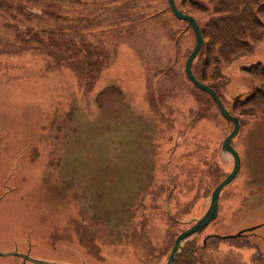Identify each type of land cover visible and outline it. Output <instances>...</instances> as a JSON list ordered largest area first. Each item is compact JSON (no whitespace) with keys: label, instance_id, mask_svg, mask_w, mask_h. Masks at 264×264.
<instances>
[{"label":"rangeland","instance_id":"rangeland-1","mask_svg":"<svg viewBox=\"0 0 264 264\" xmlns=\"http://www.w3.org/2000/svg\"><path fill=\"white\" fill-rule=\"evenodd\" d=\"M62 11L93 17L108 53L85 82L37 50L2 47L0 250L64 264H165L174 236L232 169L220 143L233 124L186 77L194 32L168 0H81ZM190 15L202 24L209 12ZM0 37H12L1 22ZM257 60L264 41L222 69L228 81L216 91L227 110L253 89L241 66ZM238 132L240 169L195 241L243 231L264 249V119ZM207 250L196 252L199 263L250 264L254 248Z\"/></svg>","mask_w":264,"mask_h":264},{"label":"trees","instance_id":"trees-1","mask_svg":"<svg viewBox=\"0 0 264 264\" xmlns=\"http://www.w3.org/2000/svg\"><path fill=\"white\" fill-rule=\"evenodd\" d=\"M67 2L81 0H0V22L12 35L10 40L0 37V51L13 43L20 51L37 50L50 56L51 69L70 67L83 81L94 77L101 70L107 49L96 37L93 17L63 13ZM181 6L177 8L189 15L193 11L209 12L202 24L196 19L203 44L191 65L194 76L216 91L228 81L222 69L252 54L256 45L264 41V0H181ZM241 68L255 85L242 97L236 96L228 110L241 122L264 119V63L257 60ZM226 241L237 248L253 247L250 264H264V249L248 241L243 233L207 234L202 243H197L192 235L182 243L172 262L201 264L195 258L196 252L202 255Z\"/></svg>","mask_w":264,"mask_h":264},{"label":"water","instance_id":"water-1","mask_svg":"<svg viewBox=\"0 0 264 264\" xmlns=\"http://www.w3.org/2000/svg\"><path fill=\"white\" fill-rule=\"evenodd\" d=\"M168 7L169 9H172V12L176 16V18L180 20L187 21V24L191 26L192 31L194 32V46L188 53L185 62H184V72L186 77L191 81V83L195 86V88H199L203 92H205L207 95L211 97V99L214 100L215 105L217 107V110L221 113V115L228 121H230L233 126L232 129L228 132V134L222 139V142L220 143V151L221 153L224 151L232 158V169L223 176L222 180L219 181L211 190L209 200H208V206L206 209L202 212V215L200 217H196L193 219V222L185 229L181 230L175 237L174 241L170 247L169 254L166 258L165 264H173V259L177 252L180 251V248L182 246V243L189 239L192 235H195L196 233H199L202 231L203 228L206 227V225L214 220V218L218 215V197L220 194V190L224 188L225 185L231 183L235 176L237 175L239 169H240V155L238 154L237 150L235 149L234 145L231 144V140L235 135H237L240 129L241 121L237 116H235L233 113L231 114L229 110L226 109L222 98H219L217 92L211 87L209 84H205L201 82L197 77L194 76L192 72V62L195 59V56L197 55V52L200 50L203 42H202V33L199 27V24L197 20L192 17L191 15L183 12L182 10H179L176 6L175 0H168ZM170 192V191H169ZM170 193L168 194L169 197ZM167 197V199H168ZM167 204V202H166ZM166 212H168V205L166 206ZM242 231H238L235 235L241 234ZM9 255H15L18 257H22L23 260L32 261L37 264H64V263H58V262H50L47 260H41L38 258H34L32 256H28L26 253L16 252V251H8V252H2L0 251L1 256H8ZM67 264V263H66Z\"/></svg>","mask_w":264,"mask_h":264},{"label":"flooded vegetation","instance_id":"flooded-vegetation-1","mask_svg":"<svg viewBox=\"0 0 264 264\" xmlns=\"http://www.w3.org/2000/svg\"><path fill=\"white\" fill-rule=\"evenodd\" d=\"M10 250H12V249H10ZM19 252H21V253H28V255H29V252H27V248L26 249H24V250H21V251H19ZM30 256V255H29ZM13 257H16L17 259H18V261H17V264H25V263H32V264H36V263H34V262H30V261H28V260H25V261H23V258L22 257H18V256H13ZM21 261H22V263H21Z\"/></svg>","mask_w":264,"mask_h":264}]
</instances>
